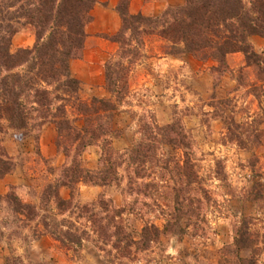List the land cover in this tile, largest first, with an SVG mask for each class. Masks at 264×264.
Returning a JSON list of instances; mask_svg holds the SVG:
<instances>
[{"label": "rangeland", "instance_id": "obj_1", "mask_svg": "<svg viewBox=\"0 0 264 264\" xmlns=\"http://www.w3.org/2000/svg\"><path fill=\"white\" fill-rule=\"evenodd\" d=\"M184 2L130 0L128 11L154 17ZM118 4L95 0L69 61L82 101L117 104L111 144L58 145L50 120L0 118V264H236L224 249L244 217L261 236L240 255L264 264L262 68L242 51L223 61L183 52L159 27L124 29ZM249 42L262 53L263 36ZM35 44L23 24L10 48ZM108 65L120 93L108 90ZM76 165L86 172L74 180Z\"/></svg>", "mask_w": 264, "mask_h": 264}, {"label": "trees", "instance_id": "obj_2", "mask_svg": "<svg viewBox=\"0 0 264 264\" xmlns=\"http://www.w3.org/2000/svg\"><path fill=\"white\" fill-rule=\"evenodd\" d=\"M129 2L119 0L117 7L124 29L139 32L143 23L151 30L161 27L157 32L180 45L183 52L207 53L218 61L242 51L264 72V50L256 52L249 42L252 35L264 37V0H185L154 17L131 14ZM94 3L95 0H0V75L2 69L9 71L0 77V118L12 127L25 128L33 120H40V124L50 120L58 129V145L63 139L82 147L96 144L100 138L106 144L112 143L107 136L115 132L111 123L117 104L99 97H93L91 103L82 101L81 81L72 75L69 64L84 46L85 26ZM23 24L34 27L36 44L12 52V37ZM21 66L22 71L13 72ZM113 73L108 65V90L120 93ZM71 103L82 115L81 127L74 125L69 116L67 105ZM72 171L74 180L86 172L77 165ZM101 182L110 183L107 176ZM253 220L244 217L232 244L224 249L233 251L236 264H259L256 255H240L243 248L255 249L261 236L252 228Z\"/></svg>", "mask_w": 264, "mask_h": 264}, {"label": "crops", "instance_id": "obj_3", "mask_svg": "<svg viewBox=\"0 0 264 264\" xmlns=\"http://www.w3.org/2000/svg\"><path fill=\"white\" fill-rule=\"evenodd\" d=\"M164 59H166V56H163V57L161 58V60H164Z\"/></svg>", "mask_w": 264, "mask_h": 264}]
</instances>
